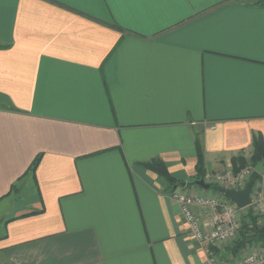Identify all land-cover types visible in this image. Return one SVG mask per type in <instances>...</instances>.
<instances>
[{
    "label": "crops",
    "instance_id": "crops-1",
    "mask_svg": "<svg viewBox=\"0 0 264 264\" xmlns=\"http://www.w3.org/2000/svg\"><path fill=\"white\" fill-rule=\"evenodd\" d=\"M198 135L206 172L264 141V0H0V264H208Z\"/></svg>",
    "mask_w": 264,
    "mask_h": 264
},
{
    "label": "built area",
    "instance_id": "built-area-1",
    "mask_svg": "<svg viewBox=\"0 0 264 264\" xmlns=\"http://www.w3.org/2000/svg\"><path fill=\"white\" fill-rule=\"evenodd\" d=\"M256 172L253 165H248L235 172L232 169L224 171H207L205 182L228 188L240 189L253 178ZM172 198L179 204L181 213L188 223L190 233L204 248L208 264H264V248L256 242H250L242 248L239 256H228V248L234 247L240 236L245 208H240L233 200L218 195L200 192L196 186L176 187ZM251 208L260 216L264 225V191L256 180L252 192ZM204 209L211 214L210 220H204L198 209Z\"/></svg>",
    "mask_w": 264,
    "mask_h": 264
},
{
    "label": "trees",
    "instance_id": "trees-1",
    "mask_svg": "<svg viewBox=\"0 0 264 264\" xmlns=\"http://www.w3.org/2000/svg\"><path fill=\"white\" fill-rule=\"evenodd\" d=\"M196 146H197V153H198V161L196 165L197 173H196V180L203 179L206 169H205V159H204V153L202 150V142L200 139V136H197L196 140ZM264 157V141L261 137H255L253 142V151L249 157H246L244 155H239L235 157L233 160V170L235 172L239 171L245 166L253 165L255 166L258 161H260ZM40 156H38L35 161L33 162L31 166V170L34 172L39 164ZM144 165L148 167L149 169L153 170L154 172L158 173L160 176L164 177L168 182H170L173 185H176L177 182L174 178V176L169 172L165 162L159 158L150 159L149 161L145 162ZM263 174H259L257 172H254L252 177H256L257 181H259L262 178ZM195 180V181H196ZM178 185V184H177ZM177 185L174 187L176 188ZM218 185H210L209 189H218ZM15 189V186H12L13 190ZM222 194L232 200L230 195L222 192ZM252 237V239L249 241V239ZM256 242L258 245L262 246L264 248V225L260 223V216L258 214H255L251 208H249L244 215L243 218V225L241 228L240 236L236 240L235 245L233 248L236 250H240L248 243Z\"/></svg>",
    "mask_w": 264,
    "mask_h": 264
},
{
    "label": "water",
    "instance_id": "water-1",
    "mask_svg": "<svg viewBox=\"0 0 264 264\" xmlns=\"http://www.w3.org/2000/svg\"><path fill=\"white\" fill-rule=\"evenodd\" d=\"M254 167H255V170H256L257 173L263 174L264 173V157L260 161H258ZM256 180H257L256 177L251 178L247 182V184L243 188H240V189L219 186L218 190L230 195L232 200L240 208H246V207L250 206V204L252 202L251 192H252V188H253ZM195 183L198 186L203 187L205 189H209L210 188V184L205 182L204 179H198V180L195 181ZM1 221L2 220H0V222ZM251 239H252V237L249 239V241Z\"/></svg>",
    "mask_w": 264,
    "mask_h": 264
},
{
    "label": "rangeland",
    "instance_id": "rangeland-1",
    "mask_svg": "<svg viewBox=\"0 0 264 264\" xmlns=\"http://www.w3.org/2000/svg\"><path fill=\"white\" fill-rule=\"evenodd\" d=\"M212 189V188H211ZM35 197H32L31 199H34ZM30 199V198H29ZM24 204V203H23ZM249 207V206H248ZM248 207H246L245 209H247ZM1 219V218H0Z\"/></svg>",
    "mask_w": 264,
    "mask_h": 264
}]
</instances>
